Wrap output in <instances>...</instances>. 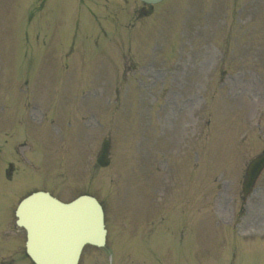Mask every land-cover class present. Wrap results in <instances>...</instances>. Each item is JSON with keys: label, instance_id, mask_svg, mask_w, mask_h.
I'll list each match as a JSON object with an SVG mask.
<instances>
[{"label": "rangeland", "instance_id": "374dc122", "mask_svg": "<svg viewBox=\"0 0 264 264\" xmlns=\"http://www.w3.org/2000/svg\"><path fill=\"white\" fill-rule=\"evenodd\" d=\"M139 6L0 0V127L22 130L0 131V264H33L5 216L32 187L102 202L106 244L78 264H264V170L241 191L264 147V0Z\"/></svg>", "mask_w": 264, "mask_h": 264}, {"label": "water", "instance_id": "95a60500", "mask_svg": "<svg viewBox=\"0 0 264 264\" xmlns=\"http://www.w3.org/2000/svg\"><path fill=\"white\" fill-rule=\"evenodd\" d=\"M157 2L159 0H145ZM107 142L98 157L100 164L107 163ZM264 163V154L252 162L244 183L247 193L256 173ZM25 199L19 206L18 223L27 228V252L36 264H75L81 246L88 242L104 243L102 210L96 200L82 196L71 204H62L47 193Z\"/></svg>", "mask_w": 264, "mask_h": 264}]
</instances>
